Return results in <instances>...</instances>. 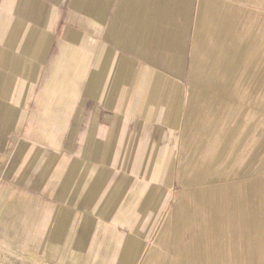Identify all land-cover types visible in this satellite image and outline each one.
I'll list each match as a JSON object with an SVG mask.
<instances>
[{
	"label": "crops",
	"instance_id": "obj_1",
	"mask_svg": "<svg viewBox=\"0 0 264 264\" xmlns=\"http://www.w3.org/2000/svg\"><path fill=\"white\" fill-rule=\"evenodd\" d=\"M39 1L41 4L34 16L31 14L32 3ZM46 1L49 0H23L24 22H18V31L4 41L5 46H0V68L18 76L26 65H31L8 48L9 39H16L18 34L24 32L25 39L29 34L27 55H36L35 49L39 50L42 40L38 33L48 35L47 40L55 34H64L69 45H61V61L54 63L56 82L47 87L38 101L45 108L49 122L59 130L64 129L67 114L76 100L78 78H87L91 95L100 96L98 87L109 50L102 47L90 69V55L80 46L83 42L77 34L80 31L72 28L61 31L56 15L53 12L49 17L46 15ZM71 1L75 10L81 0ZM238 1L248 4V0ZM259 1L263 3L259 7L264 10V0ZM135 5L136 0H121L119 9H131ZM243 9L242 6L238 11ZM235 10L225 1L201 0L192 55L190 100L184 117L185 161L179 168V180L185 190L157 239L158 245H164L168 232L173 234L179 258L172 264H264V16L260 23H254L250 33L243 29V22L234 17ZM97 17L102 22V14ZM28 25L34 29L30 30ZM257 27L261 32H257ZM87 47L91 48V45ZM168 58L169 66L180 61L179 56ZM36 72L37 68L31 69L29 79H35ZM152 79L153 72L141 73L138 88L141 87L142 93L147 91ZM15 80L8 78L5 81L0 88L1 98H12ZM117 96L112 92L103 100L114 107ZM2 102L0 133L11 135L25 119V113ZM152 110L156 115L149 111L148 120L157 121L163 111L160 106H154ZM127 122L128 116L121 115L108 127L106 140L92 144L93 154L102 160L105 170L91 168L90 163L81 168L76 159L65 160L64 157H55L46 164L49 178L58 180L54 198H63L65 193L64 200L70 204L86 206L95 212L97 220L93 224L82 225L76 230L80 232L78 238H86L88 242L87 250L80 248L81 253L76 254L91 257V264H167L151 254L141 258L144 250L141 239L147 234L141 226L149 215L157 214L163 202V191L171 182L173 162L155 171L156 148L141 168L144 180L135 182L130 177L134 163L128 159V149L133 135L126 132ZM43 129L45 137L52 138L50 128ZM70 134L77 137V128L71 127ZM36 162L39 163L38 159L33 163ZM33 163L27 175L36 172ZM75 172L80 173L76 182L71 180ZM160 181L164 186L159 184ZM19 201L32 213L30 200ZM191 201L201 210L198 216L202 219V230L190 243L181 244L182 229L197 216ZM41 212L40 225L75 227V216L64 209L46 205ZM29 220L32 219L29 217ZM102 220L112 224L120 222L131 233L120 236L110 223V226H103ZM98 230L105 231L106 235L100 249L96 248L94 238ZM86 251L90 253H83Z\"/></svg>",
	"mask_w": 264,
	"mask_h": 264
},
{
	"label": "rangeland",
	"instance_id": "obj_2",
	"mask_svg": "<svg viewBox=\"0 0 264 264\" xmlns=\"http://www.w3.org/2000/svg\"><path fill=\"white\" fill-rule=\"evenodd\" d=\"M221 1L236 9L234 17L237 21L240 19L243 29L250 33L254 23L264 16V10L259 7L263 3L260 4L259 0H248V6L238 0ZM120 3L121 0H81L79 7L73 10L71 0L46 1L44 11L48 17L52 12L56 15L61 31L68 28L80 31L77 33L83 41L80 46L90 55V69L94 67L100 49L106 46L109 50V59L98 87L100 96L91 95L87 78H78L76 100L67 114L64 129L57 131V126L49 122L45 108L38 101L47 87L56 82V67L53 66L57 60L61 61V45L67 46L69 42L62 33L53 35L50 40L46 39L48 35L38 33L42 40L40 48L35 49L36 55H27L30 51L29 34L25 39L22 32L15 36L16 39L10 40L20 28L16 24L24 22V2L0 0V46H5L4 41L10 38L8 48L11 53L31 63L18 76L0 68L1 89L8 78H16L12 98L7 100L0 96V101L25 113V119L11 135L0 133V264H46L44 260L53 264H91V257L77 255L80 248L87 250L88 242L86 238H78L80 232L76 230L82 225L93 224L97 220L95 212L86 206L70 204L64 200L65 193L63 198L55 199L54 189L58 180L49 178L46 164H50L55 157H64L65 160L76 159L77 166L81 168L90 163L91 168L105 170L102 160L93 154L92 144L97 140L105 141L108 127L121 115L128 116L126 132L133 135L128 159L134 163L130 177L135 182L144 180L141 168L148 163L156 148L155 171L173 162L171 182L163 191V202L157 214L154 217L149 215L141 226L143 232L147 231L141 239L144 248L141 258L151 254L167 264L179 258L178 244L170 231L167 244L158 245L157 239L185 190L179 180V168L185 161L184 117L190 100L192 55L201 0H136L134 7L123 10L119 9ZM40 4V1L32 3L31 14L35 16L38 13ZM242 6L243 11H238ZM97 14H102V22H99ZM29 26L30 30L34 29ZM257 32H261L258 27ZM89 45L91 48L87 47ZM172 56H179L180 61L169 66L168 57ZM33 68H37L35 79H29ZM144 71L153 72V79L147 91L142 93L141 87L138 88V79ZM112 92L118 95L114 107L103 100L109 98ZM24 93L26 98L22 102ZM154 106H160L163 112L160 119L150 121L149 111L156 115L152 110ZM71 127L78 130L75 138L70 134ZM43 128H50L52 138L45 137ZM36 159L39 163H33ZM32 163L37 170L27 175ZM115 170L118 171L117 168ZM25 176H28L27 180H24ZM79 176L80 173L75 172L71 180L76 182ZM159 184L164 186L162 181ZM23 198L31 201L32 213L19 203ZM190 204L197 216L182 229L181 244L190 243L202 230V219L198 216L201 210L195 202L191 201ZM46 205L73 214L75 227L40 225L41 211ZM47 212L50 214V209ZM109 223L102 220L103 226L111 224L120 236L131 233L120 222ZM19 225H30L32 240L19 241ZM57 228V240L52 248L50 241ZM105 237V231L95 232L97 249L103 246ZM61 246V251L57 252L55 249ZM35 255L39 258H35Z\"/></svg>",
	"mask_w": 264,
	"mask_h": 264
},
{
	"label": "bare ground",
	"instance_id": "obj_3",
	"mask_svg": "<svg viewBox=\"0 0 264 264\" xmlns=\"http://www.w3.org/2000/svg\"><path fill=\"white\" fill-rule=\"evenodd\" d=\"M258 69V68H257ZM260 71V70H259ZM226 87V86H225ZM15 226H18V225H15ZM20 226V225H19ZM29 226L30 225H22V226H20L19 227V231L17 232V236L19 237V241L20 240H23V241H27V242H29V240H32V234L33 233H31L30 231H29ZM57 234H58V228H57V230H56V232L54 233V235H53V237H52V240L50 241V246L52 247V248H54V243L56 242V240H57ZM21 242V241H20ZM20 242H18V243H20ZM24 242V243H25ZM25 245L27 246V243H25ZM61 249H62V246L60 247V248H57V249H55L57 252L58 251H61ZM35 258H39V256L38 255H35L34 256ZM45 261V263L46 264H53L51 261H47V260H44Z\"/></svg>",
	"mask_w": 264,
	"mask_h": 264
}]
</instances>
